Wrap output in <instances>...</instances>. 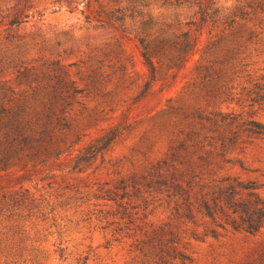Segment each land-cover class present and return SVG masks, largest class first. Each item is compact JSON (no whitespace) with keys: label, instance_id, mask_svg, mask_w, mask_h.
<instances>
[{"label":"rangeland","instance_id":"rangeland-1","mask_svg":"<svg viewBox=\"0 0 264 264\" xmlns=\"http://www.w3.org/2000/svg\"><path fill=\"white\" fill-rule=\"evenodd\" d=\"M204 1L205 22L196 0H0V264H159L170 238L188 256L173 264H264V227L206 234L198 210L230 181L264 197V134L242 126L236 139L230 121L264 123L248 95L264 43L246 26L218 40V11L239 3ZM186 31L197 44L185 53Z\"/></svg>","mask_w":264,"mask_h":264},{"label":"trees","instance_id":"trees-1","mask_svg":"<svg viewBox=\"0 0 264 264\" xmlns=\"http://www.w3.org/2000/svg\"><path fill=\"white\" fill-rule=\"evenodd\" d=\"M239 4L237 9L230 14L217 13V28L218 40H223L227 32L240 26H246L248 35L246 41L254 42L259 39L264 43V0H236ZM196 3L201 10V21L205 22L207 16L211 15L206 10L204 0H196ZM222 8V7H221ZM217 10V9H216ZM210 17V16H209ZM186 44L183 51L189 52L196 48L197 37L190 35L187 31L184 32ZM144 62L150 69L151 79H154L155 65L151 58V52L148 44L141 38ZM240 44L236 47L237 52L240 49ZM261 82H255L249 89L248 95L251 103L264 102V71L261 73ZM147 87V86H146ZM225 116H223V119ZM233 124L232 136L236 139L240 136L242 126L248 127L251 133L264 134V130L259 132L256 130L258 126L264 128V123L254 118L252 113L244 114L242 112L232 114L230 117ZM123 131L120 126H112L106 129L102 134L93 139L90 143L77 149V152L72 155V163L70 168H81L80 164L87 162L98 152L105 149L109 144L119 136ZM61 153L60 151L58 154ZM7 160L0 162V167L6 166ZM248 189V190H244ZM10 196V195H9ZM5 193L0 194V211L6 207L9 197ZM188 211L192 209L188 206ZM204 215H207L213 226H205L206 234H217V229H226L230 227L234 230H242L248 233H255L264 227V197L259 193L258 185L254 182L250 184L230 181L227 184H219L211 192H203L199 209ZM187 259V254L178 246V240L170 238L164 242V247L161 248L159 256V264H173V259Z\"/></svg>","mask_w":264,"mask_h":264}]
</instances>
